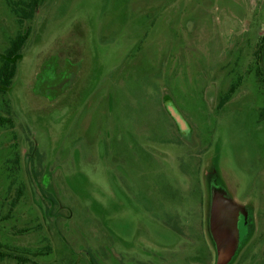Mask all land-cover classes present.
Here are the masks:
<instances>
[{
    "label": "rangeland",
    "instance_id": "1",
    "mask_svg": "<svg viewBox=\"0 0 264 264\" xmlns=\"http://www.w3.org/2000/svg\"><path fill=\"white\" fill-rule=\"evenodd\" d=\"M26 25L0 264H216L228 199L255 217L234 264H264V0H45ZM20 29L0 0V66Z\"/></svg>",
    "mask_w": 264,
    "mask_h": 264
},
{
    "label": "flooded vegetation",
    "instance_id": "2",
    "mask_svg": "<svg viewBox=\"0 0 264 264\" xmlns=\"http://www.w3.org/2000/svg\"><path fill=\"white\" fill-rule=\"evenodd\" d=\"M173 115H174V120L177 122L178 126H180L181 123L186 126L184 119L179 113H174ZM20 189L22 190V195H23V192L25 193V190H26V184L24 183V180H22L20 184ZM217 199H219L218 201H222L223 197L222 198L217 197ZM223 202L224 201H222V203ZM210 205L208 209L209 215L207 213V219L209 223L207 226V235H208L209 240L215 247V251L217 255L216 264H217L218 256H219V251H218L219 242L217 239L228 242L230 249H231V258L228 264H234V262L239 256L240 251L250 241L253 235V232L255 231L254 209H252L251 207H239V206L230 207L228 206V204H220L217 207L213 206L210 208ZM210 213H211V217H210ZM213 213H217L218 215H220L221 225L224 231L223 232L224 234H222L221 237L218 236L217 230L214 229ZM232 221H235V224L232 225ZM178 232H180L183 235V231L179 230ZM42 253H43L42 249L36 251L35 257L44 256ZM193 253H194V249L192 253H189L190 254L189 256L192 257V255H194ZM200 254L201 253H198V252L196 253V259L197 258L200 259L199 257ZM26 255L27 254L24 253L22 255H16L13 258L18 261V264H25L27 263ZM31 261L33 263L37 262L34 259L33 260L31 259Z\"/></svg>",
    "mask_w": 264,
    "mask_h": 264
},
{
    "label": "trees",
    "instance_id": "3",
    "mask_svg": "<svg viewBox=\"0 0 264 264\" xmlns=\"http://www.w3.org/2000/svg\"><path fill=\"white\" fill-rule=\"evenodd\" d=\"M44 1L45 0H10L11 10L17 18L21 29L12 39L10 47L6 50V55L2 57V64L0 66V94L2 95H5L10 88L16 74L17 62L21 58L20 51L30 35V28L27 27L26 22L31 21L35 17L37 10L40 9ZM234 90L235 87H232L231 91L233 92ZM261 117L264 119V107L261 111ZM4 121L5 118L0 115V124H4ZM21 196L22 190L19 188L18 199H20ZM42 254L45 255L46 252L43 251ZM29 261H31V259L29 255H26V262Z\"/></svg>",
    "mask_w": 264,
    "mask_h": 264
},
{
    "label": "water",
    "instance_id": "4",
    "mask_svg": "<svg viewBox=\"0 0 264 264\" xmlns=\"http://www.w3.org/2000/svg\"><path fill=\"white\" fill-rule=\"evenodd\" d=\"M230 207L237 206L233 201L229 200L228 203ZM214 219V215H213ZM219 242L218 245V251H219V256H218V261L217 264H228L230 258H231V249L227 241L217 239Z\"/></svg>",
    "mask_w": 264,
    "mask_h": 264
}]
</instances>
